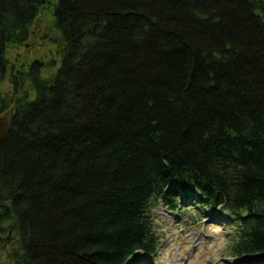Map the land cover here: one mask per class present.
<instances>
[{"label":"trees","instance_id":"16d2710c","mask_svg":"<svg viewBox=\"0 0 264 264\" xmlns=\"http://www.w3.org/2000/svg\"><path fill=\"white\" fill-rule=\"evenodd\" d=\"M44 9L54 59L16 65ZM6 78L0 264H142L159 204L264 257V0H0Z\"/></svg>","mask_w":264,"mask_h":264},{"label":"rangeland","instance_id":"374dc122","mask_svg":"<svg viewBox=\"0 0 264 264\" xmlns=\"http://www.w3.org/2000/svg\"><path fill=\"white\" fill-rule=\"evenodd\" d=\"M50 19L48 11L44 9L32 26L26 44L8 53L11 62L17 65L24 60L44 58L48 62L54 59L51 45L54 34L50 33ZM53 71L52 68L46 73ZM0 90L2 93L11 92L7 78L1 83ZM151 213L160 244L156 257L143 259L142 264H246L247 260H254L248 264H264L263 256L231 257L230 245L235 224L227 213L208 209L207 214L196 211L186 213L183 210L174 214L162 204L152 208ZM9 248L7 243L0 251V263L6 260Z\"/></svg>","mask_w":264,"mask_h":264},{"label":"water","instance_id":"95a60500","mask_svg":"<svg viewBox=\"0 0 264 264\" xmlns=\"http://www.w3.org/2000/svg\"><path fill=\"white\" fill-rule=\"evenodd\" d=\"M13 111H14V108L11 107L4 113L0 114V153H1V149L4 144V141H5L6 135L9 132L10 127H11V122L13 119ZM206 264H210V263H206Z\"/></svg>","mask_w":264,"mask_h":264},{"label":"bare ground","instance_id":"6f19581e","mask_svg":"<svg viewBox=\"0 0 264 264\" xmlns=\"http://www.w3.org/2000/svg\"><path fill=\"white\" fill-rule=\"evenodd\" d=\"M1 91V90H0ZM254 260H247L245 263L248 264L249 262H253Z\"/></svg>","mask_w":264,"mask_h":264}]
</instances>
